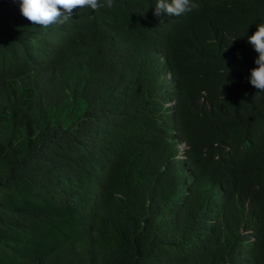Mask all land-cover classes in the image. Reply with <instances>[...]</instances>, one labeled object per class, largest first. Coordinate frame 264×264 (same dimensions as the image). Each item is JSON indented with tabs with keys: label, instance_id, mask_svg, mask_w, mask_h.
Wrapping results in <instances>:
<instances>
[{
	"label": "trees",
	"instance_id": "trees-1",
	"mask_svg": "<svg viewBox=\"0 0 264 264\" xmlns=\"http://www.w3.org/2000/svg\"><path fill=\"white\" fill-rule=\"evenodd\" d=\"M155 3L43 28L0 0V264H264V0Z\"/></svg>",
	"mask_w": 264,
	"mask_h": 264
},
{
	"label": "clouds",
	"instance_id": "clouds-1",
	"mask_svg": "<svg viewBox=\"0 0 264 264\" xmlns=\"http://www.w3.org/2000/svg\"><path fill=\"white\" fill-rule=\"evenodd\" d=\"M20 11L23 18H26L33 25L47 28L55 23H65L71 19L74 9L89 8L93 11L99 10L101 7H113V0H20ZM197 5L194 0H156L154 14L159 16L161 13L167 16H180L186 12L192 11ZM248 42L253 46L256 53L255 65L251 69L250 83L257 89L256 93H264V21L257 24L256 30L248 37ZM150 51L147 38L141 43L137 55L135 51H123L119 56L122 58H131L138 60L131 69H136L140 75L139 68L143 66L147 60L141 59ZM164 49L159 53V59L164 60ZM141 59V60H139ZM116 67H120L118 62L114 63ZM122 66V65H121ZM163 67V66H162ZM120 69V68H118ZM124 69V68H123ZM158 69L155 74L161 71ZM165 70L170 73L166 68ZM172 82L161 83L153 90L156 93H167ZM180 148H183L185 142H181ZM181 156H184L181 154Z\"/></svg>",
	"mask_w": 264,
	"mask_h": 264
}]
</instances>
